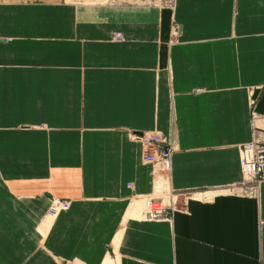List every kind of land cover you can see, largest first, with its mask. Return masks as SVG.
I'll return each instance as SVG.
<instances>
[{
  "label": "crops",
  "instance_id": "1",
  "mask_svg": "<svg viewBox=\"0 0 264 264\" xmlns=\"http://www.w3.org/2000/svg\"><path fill=\"white\" fill-rule=\"evenodd\" d=\"M151 130L168 175L128 136ZM254 139L264 0H0V264H264ZM52 198L70 206L50 218Z\"/></svg>",
  "mask_w": 264,
  "mask_h": 264
},
{
  "label": "built area",
  "instance_id": "2",
  "mask_svg": "<svg viewBox=\"0 0 264 264\" xmlns=\"http://www.w3.org/2000/svg\"><path fill=\"white\" fill-rule=\"evenodd\" d=\"M175 0H155V4L162 8L171 10ZM177 26H171L170 42L176 35ZM113 41L122 40L119 32L113 34ZM199 91V90H196ZM134 139L141 143V160L143 163L150 164L153 173L168 175L171 168V156L175 150L174 145L166 142L164 136L160 133H135ZM239 165L243 181L248 185L247 192L251 193L255 185L264 182V143L258 140H251L239 148ZM131 186V184H128ZM70 201L52 198L48 209V215L57 216L61 211L69 208ZM175 209V202L172 198L168 202L162 200H152L150 198L144 201L143 218L148 221H154L170 216Z\"/></svg>",
  "mask_w": 264,
  "mask_h": 264
},
{
  "label": "rangeland",
  "instance_id": "3",
  "mask_svg": "<svg viewBox=\"0 0 264 264\" xmlns=\"http://www.w3.org/2000/svg\"><path fill=\"white\" fill-rule=\"evenodd\" d=\"M68 1H74V0H68ZM77 3H80V2H83V3H89V2H92V1H94V0H75ZM121 1H126V0H121ZM129 1H134V0H129ZM169 34H170V38H172L171 37V31H169ZM170 38H169V40H170ZM118 42H121V40L120 41H118ZM146 133H160L159 131H157V130H151V131H145ZM161 134V133H160ZM134 135H135V133L134 132H129L128 133V136H129V138L132 140V141H136V142H138L139 144H140V146H141V143L138 141V140H135L134 139ZM142 161V160H141ZM143 163V162H142ZM146 164V163H145ZM152 167V166H151ZM169 198H171V197H168V199ZM146 199H148V198H145L144 199V201L146 200ZM152 200H156V201H158V198H152ZM165 202V201H164ZM51 205V204H50ZM47 215H48V212H47ZM49 216V215H48ZM50 218H52V217H50Z\"/></svg>",
  "mask_w": 264,
  "mask_h": 264
}]
</instances>
